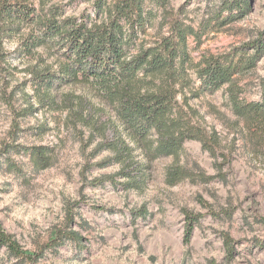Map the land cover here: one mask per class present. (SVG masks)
<instances>
[{
	"label": "rangeland",
	"instance_id": "obj_1",
	"mask_svg": "<svg viewBox=\"0 0 264 264\" xmlns=\"http://www.w3.org/2000/svg\"><path fill=\"white\" fill-rule=\"evenodd\" d=\"M221 1L168 0V23L158 11L138 33L136 43H155L168 33L172 18L191 25L196 35L188 39L193 67L187 72L191 86L197 87L194 65L202 58L230 52L261 32L264 38V0H251L245 16L223 26L215 24L226 14L219 16ZM32 3L39 8L40 0ZM48 4L65 5V15L91 9L84 0ZM22 38L5 39L9 57L0 62V222L23 250L45 249L32 264H264V126L233 113L226 85L199 96H191L187 88L185 96L178 94L183 110L213 131L219 145L214 157L197 140H185L180 165L193 177L172 185L165 179L171 157L148 163L141 147L125 132L94 129L96 124L100 128L108 124L112 110L93 86L63 85L53 91L57 105L46 104L35 92L29 69L47 66L54 71L58 59L44 48L25 55ZM234 77L241 99L260 100L264 55L253 69ZM66 100L74 103L83 119L68 117ZM28 107L32 109L27 112ZM116 142L120 151L129 149L133 160L142 164L144 183L139 188L124 186L129 182L123 175L128 168L115 158L111 146ZM14 144L17 148L4 147ZM36 145L52 150V163L43 170H37L29 158L28 148ZM108 158L110 162L99 165ZM9 161L20 172L8 168ZM201 174L210 179L203 180ZM142 206L148 215L133 221L130 212ZM183 209L201 215L189 247L183 244ZM64 228L76 231L81 244L66 241L48 248L56 231ZM223 234L233 239L232 259L226 258ZM0 264L28 263L0 247Z\"/></svg>",
	"mask_w": 264,
	"mask_h": 264
},
{
	"label": "trees",
	"instance_id": "obj_2",
	"mask_svg": "<svg viewBox=\"0 0 264 264\" xmlns=\"http://www.w3.org/2000/svg\"><path fill=\"white\" fill-rule=\"evenodd\" d=\"M49 1L40 0L37 9L32 0H0V62H6L9 57L4 48L5 39L16 35L24 37L21 50L27 56H32L38 48L49 51L58 59L54 71L47 66L29 69L35 92L46 104L57 105L53 91L58 87L85 83L96 88L111 105L112 116L108 124L101 125V128L96 124L94 129L104 132L110 127L117 134L125 132L141 147L148 163L171 157L172 163L165 170L168 184L193 177L191 171L180 165L185 140H197L214 157L219 145L217 135L193 121L179 105L177 96L179 93L186 95L184 88L191 96H199L226 85L227 102L233 113L243 120L264 126V82L260 100L247 102L239 97L241 90L234 77L253 69L264 55L263 32L223 55L202 58L194 65L198 86L192 87L187 72L193 67L188 39L196 35V31L191 25L172 18L168 33L161 35L155 43L148 46L136 43L138 33L145 31L158 16V11H161L162 21H167L170 16L168 0H84L91 9L78 15H65V5L48 4ZM250 9L251 0H222L218 13L219 16L226 14L219 20L217 18L215 24L223 26L240 19ZM64 106L70 119H83L73 102L66 100ZM29 109L32 107L26 111ZM187 110L193 112L188 105ZM16 145L4 147L17 148ZM111 148L116 160L123 161L128 168L123 175L129 182L124 186L139 188L144 183L142 164L133 160L129 149L120 151L117 142ZM28 151L37 170L51 165L53 154L49 147L36 145L29 147ZM110 160L104 159L99 165L104 166ZM7 166L20 172L12 161ZM201 177L210 179L204 174ZM183 212V244L189 247L194 225L201 215L186 209ZM130 213L135 221L146 217L148 210L142 206ZM213 215L220 216L218 213ZM81 240L76 231L59 229L49 241L48 248H56L66 241L81 244ZM222 242L226 258L232 259L235 253L232 237L223 234ZM0 247H4L9 256L28 264L36 262L45 250L34 253L23 250L1 222Z\"/></svg>",
	"mask_w": 264,
	"mask_h": 264
}]
</instances>
